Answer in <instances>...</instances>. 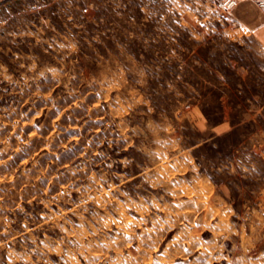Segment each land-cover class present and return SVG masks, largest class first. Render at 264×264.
Listing matches in <instances>:
<instances>
[{
	"label": "rangeland",
	"instance_id": "374dc122",
	"mask_svg": "<svg viewBox=\"0 0 264 264\" xmlns=\"http://www.w3.org/2000/svg\"><path fill=\"white\" fill-rule=\"evenodd\" d=\"M0 0V264H264L253 0Z\"/></svg>",
	"mask_w": 264,
	"mask_h": 264
},
{
	"label": "built area",
	"instance_id": "2783aa9c",
	"mask_svg": "<svg viewBox=\"0 0 264 264\" xmlns=\"http://www.w3.org/2000/svg\"><path fill=\"white\" fill-rule=\"evenodd\" d=\"M255 7L260 11V13L264 17V0H253ZM219 8L223 11H230L236 6L235 0H226L222 3H220Z\"/></svg>",
	"mask_w": 264,
	"mask_h": 264
}]
</instances>
